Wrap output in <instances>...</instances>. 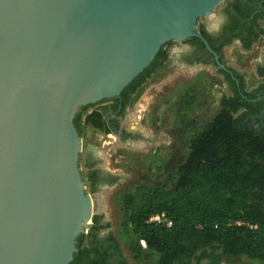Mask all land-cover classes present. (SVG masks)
<instances>
[{"label":"water","instance_id":"obj_1","mask_svg":"<svg viewBox=\"0 0 264 264\" xmlns=\"http://www.w3.org/2000/svg\"><path fill=\"white\" fill-rule=\"evenodd\" d=\"M223 1L0 0V264L74 260L96 214L77 115L119 96L166 42L210 47L198 20Z\"/></svg>","mask_w":264,"mask_h":264},{"label":"trees","instance_id":"obj_2","mask_svg":"<svg viewBox=\"0 0 264 264\" xmlns=\"http://www.w3.org/2000/svg\"><path fill=\"white\" fill-rule=\"evenodd\" d=\"M164 51L142 75L151 72ZM245 101L224 98L219 113L193 134L187 158L164 183L141 184L124 193L127 225L138 239L131 246L136 257L150 250L158 254V264H191L216 255L264 264V128L241 123L245 116L236 112ZM90 177L93 183L96 177ZM157 214L168 221L152 220ZM101 217L95 214V224ZM89 234L79 236L70 264L91 250ZM143 240L145 248H140Z\"/></svg>","mask_w":264,"mask_h":264},{"label":"rangeland","instance_id":"obj_3","mask_svg":"<svg viewBox=\"0 0 264 264\" xmlns=\"http://www.w3.org/2000/svg\"><path fill=\"white\" fill-rule=\"evenodd\" d=\"M176 45L170 44L168 50L172 51ZM258 50L246 52L238 46L229 49L232 62L249 70L250 85L258 81L255 73ZM227 92V84L216 68L179 62L166 74L151 80L137 102V112L131 120L133 126L141 130L138 141L122 142L115 134L90 125L91 117L87 118V114L91 108L82 110L77 118L83 137L80 164L87 182L86 190L96 195V214H102L109 229L119 236L133 264H158L159 256L148 250L136 257L131 250V246H137L138 239L127 225L124 193L141 184L164 183L187 158L193 134L219 113L221 96ZM89 149L98 151L103 167L116 176L112 184L95 193L89 181ZM139 244L140 248H145L142 241ZM225 258L238 264H258L247 257ZM191 264L204 262L194 259Z\"/></svg>","mask_w":264,"mask_h":264},{"label":"flooded vegetation","instance_id":"obj_4","mask_svg":"<svg viewBox=\"0 0 264 264\" xmlns=\"http://www.w3.org/2000/svg\"><path fill=\"white\" fill-rule=\"evenodd\" d=\"M198 23V31L204 35L211 48L198 35L166 42L157 53L155 59L162 49L165 50L156 65L151 67V72L142 75L147 66L119 96L88 104L81 109L91 108L87 114V118L91 117L89 124L115 134L122 142L138 141L142 133L133 126L131 120L137 112V102L151 80L166 74L182 62L216 68L228 88V92L221 96V104L224 98L241 97L242 101L246 100L236 112L237 116H245L241 123L257 129L264 128V0H224L217 5L212 15L200 17ZM173 43L177 47L169 51L168 47ZM232 46H238L246 52L259 49L255 69L258 77L256 84L250 85L247 68H241L232 62L229 54ZM87 159L89 173L96 177L91 183L94 184V193L116 180V176L103 167L98 151L89 149ZM103 219L102 216L97 224L93 222L90 226L86 243L91 250L82 253L77 264H133V259L126 253L119 236L109 229L108 222ZM93 225H96L94 230ZM97 244L99 251L96 249ZM198 262L238 264L220 255L204 257L198 259Z\"/></svg>","mask_w":264,"mask_h":264},{"label":"built area","instance_id":"obj_5","mask_svg":"<svg viewBox=\"0 0 264 264\" xmlns=\"http://www.w3.org/2000/svg\"><path fill=\"white\" fill-rule=\"evenodd\" d=\"M152 220L154 221H168L167 218L165 217V214H157L152 217ZM171 223V222H169ZM144 245H146V241L143 240Z\"/></svg>","mask_w":264,"mask_h":264},{"label":"bare ground","instance_id":"obj_6","mask_svg":"<svg viewBox=\"0 0 264 264\" xmlns=\"http://www.w3.org/2000/svg\"><path fill=\"white\" fill-rule=\"evenodd\" d=\"M65 180H66V179H65ZM70 181H71V179H68V180H67L68 183H69ZM63 195L66 196L65 193H64ZM71 196H72V197L74 196L73 193H71Z\"/></svg>","mask_w":264,"mask_h":264},{"label":"crops","instance_id":"obj_7","mask_svg":"<svg viewBox=\"0 0 264 264\" xmlns=\"http://www.w3.org/2000/svg\"><path fill=\"white\" fill-rule=\"evenodd\" d=\"M151 107V106H150Z\"/></svg>","mask_w":264,"mask_h":264}]
</instances>
